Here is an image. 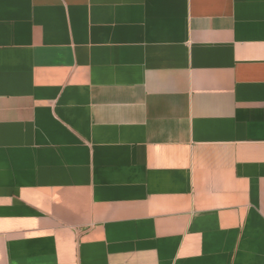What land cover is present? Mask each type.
<instances>
[{
  "label": "crops",
  "instance_id": "obj_1",
  "mask_svg": "<svg viewBox=\"0 0 264 264\" xmlns=\"http://www.w3.org/2000/svg\"><path fill=\"white\" fill-rule=\"evenodd\" d=\"M0 264H264V0H0Z\"/></svg>",
  "mask_w": 264,
  "mask_h": 264
}]
</instances>
